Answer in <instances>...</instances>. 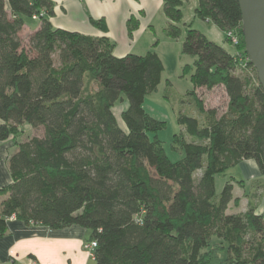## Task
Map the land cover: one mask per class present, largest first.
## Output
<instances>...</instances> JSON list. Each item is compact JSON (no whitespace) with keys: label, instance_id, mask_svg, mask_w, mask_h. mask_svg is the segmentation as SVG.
I'll return each mask as SVG.
<instances>
[{"label":"trees","instance_id":"1","mask_svg":"<svg viewBox=\"0 0 264 264\" xmlns=\"http://www.w3.org/2000/svg\"><path fill=\"white\" fill-rule=\"evenodd\" d=\"M184 1L163 0L167 36L181 34ZM53 14V0H0V140L20 137L8 158L12 181L0 190V236L15 215L52 229L86 227L97 264H264V214L254 204L229 211L239 200L231 180L216 193L217 175L242 160L264 175V88L236 72L247 69L238 54L188 25L182 50L196 57L198 109L178 116L184 130L172 146L185 154L173 161L150 136L166 122L144 107L165 69L157 51L116 56L110 38L55 27ZM195 14L227 41L235 29L236 52L255 70L238 0H198ZM34 16L39 27L25 43V18ZM218 86L228 97L221 113L197 94ZM125 100L120 124L114 108Z\"/></svg>","mask_w":264,"mask_h":264},{"label":"crops","instance_id":"2","mask_svg":"<svg viewBox=\"0 0 264 264\" xmlns=\"http://www.w3.org/2000/svg\"><path fill=\"white\" fill-rule=\"evenodd\" d=\"M53 2L54 14L50 20L55 27L92 36H106L115 42L113 52L116 56L121 57L128 53L145 54L149 50H155L161 57L159 52L161 38L158 32L163 31L165 34L164 29L168 23L163 10V0H53ZM93 20H102L103 26H98ZM131 26L133 29L130 31ZM38 27L39 24L31 28L25 22L21 35L24 32L26 36ZM227 45L224 46L226 50L230 53L236 52V48L230 42H227ZM126 107L125 102L121 111ZM26 126L25 124L24 127ZM19 138L10 136L0 140V190L12 181L8 158L16 149ZM226 172L234 185V197L240 199L237 206L233 201L229 203V211L241 212L245 207L240 206L248 207L254 204L256 212L264 214V175L260 173L256 161L242 160ZM228 179L222 178L220 182L224 183L229 181ZM6 196L7 194L0 193V214L2 201ZM232 205L235 206L234 210L231 209ZM7 224L6 233L0 236V260L4 264L32 262L97 264L94 255L85 247L90 231L84 226L73 224L52 229L42 224L26 223L15 215L8 218Z\"/></svg>","mask_w":264,"mask_h":264},{"label":"rangeland","instance_id":"3","mask_svg":"<svg viewBox=\"0 0 264 264\" xmlns=\"http://www.w3.org/2000/svg\"><path fill=\"white\" fill-rule=\"evenodd\" d=\"M197 5L198 0L184 1L182 6L183 18L179 23L181 27L180 36L174 38L166 36L163 31L161 32L162 34L158 32V36L161 38L159 52L163 59L165 69L162 74V80L157 89L147 94L144 102V107L149 114L159 120L166 122L164 129L160 130L156 134L150 133V136H158V138L162 141L167 155L173 161L181 159L185 154L183 149H174L172 146L173 135L184 130V127L178 123V116L181 113L197 115L198 109L194 95L192 94V91L194 90L192 74L194 72V61L196 57L186 54L182 50L188 25H191L193 28L199 30L209 39L221 45L222 47H227V42H230V44L235 48L237 46L232 44L231 41H227L225 33L212 21L204 20L196 16L195 9ZM25 22L29 27L35 28L37 24H40V19L26 18ZM22 37L26 43L27 35L25 36L24 32H22ZM240 70L241 69L238 68L236 72L250 77L252 83H258L256 70L252 69L251 67H249L248 70L244 69L245 71L243 70L242 72ZM197 94L204 100L206 107L217 108L219 113L224 111L227 107L228 97L221 86L215 87L211 90L200 88ZM125 102L127 103L126 100L124 103L123 101L119 102L114 109L120 122V111L123 107V104L125 105ZM26 125L27 126L24 128L30 135L43 133L42 128L32 129L29 124ZM199 174L200 172L196 173L197 176ZM229 176L230 175L228 172L219 174V178L216 183L217 195L221 193L223 186L227 182L224 181V183H221V179L224 178L226 180L229 178ZM232 201L234 202V200ZM239 202L240 199L238 200V203ZM242 207H245V210L243 211H246L248 208L247 206H240V208ZM231 209L234 210L235 206L232 205Z\"/></svg>","mask_w":264,"mask_h":264},{"label":"water","instance_id":"4","mask_svg":"<svg viewBox=\"0 0 264 264\" xmlns=\"http://www.w3.org/2000/svg\"><path fill=\"white\" fill-rule=\"evenodd\" d=\"M242 30L249 62L254 66L264 88V0H238Z\"/></svg>","mask_w":264,"mask_h":264},{"label":"built area","instance_id":"5","mask_svg":"<svg viewBox=\"0 0 264 264\" xmlns=\"http://www.w3.org/2000/svg\"><path fill=\"white\" fill-rule=\"evenodd\" d=\"M34 17L37 18V16H34ZM226 35L230 38V41L232 42V44H234V45H237L238 44V42H239V34H238V32L235 29L229 30L226 33ZM235 53L238 54V56H239V61L241 62L240 64H241L242 68L249 69V67H246L247 62L244 63L243 57L240 55V53L239 52H235ZM247 60H248V57H247ZM96 246H97V242L95 240L94 241H91V242L85 243V247L92 254H93L94 249H95ZM0 264H4V262L0 260ZM32 264H36V263L35 262H32Z\"/></svg>","mask_w":264,"mask_h":264}]
</instances>
